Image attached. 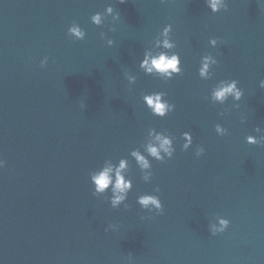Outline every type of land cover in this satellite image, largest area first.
<instances>
[{
	"label": "water",
	"instance_id": "obj_1",
	"mask_svg": "<svg viewBox=\"0 0 264 264\" xmlns=\"http://www.w3.org/2000/svg\"><path fill=\"white\" fill-rule=\"evenodd\" d=\"M226 2L213 14L204 0H0V264H129V253L131 264H264V144L244 142L264 129V2ZM108 4L119 21L91 24ZM73 22L83 40L67 35ZM166 24L182 74L163 81L138 63ZM205 54L217 64L201 80ZM221 79L238 81L239 108L206 99ZM156 91L174 105L163 118L141 100ZM217 123L227 135H216ZM149 128L173 136L176 151L151 161L145 183L128 153ZM184 131L193 137L187 151ZM120 158L133 186L128 207L113 209L88 177ZM145 193L158 195L161 214L136 204ZM216 216L229 226L212 236ZM109 224L116 228L105 232Z\"/></svg>",
	"mask_w": 264,
	"mask_h": 264
},
{
	"label": "clouds",
	"instance_id": "obj_2",
	"mask_svg": "<svg viewBox=\"0 0 264 264\" xmlns=\"http://www.w3.org/2000/svg\"><path fill=\"white\" fill-rule=\"evenodd\" d=\"M117 3L123 4L125 0H116ZM163 2V0H161ZM264 2V0H262ZM208 10L215 14L221 10H227L226 0H204ZM110 16L113 23L118 22L120 14L114 11L111 4L105 6L103 12H96L89 18L90 23L95 26H102L106 17ZM109 31H114V27H109ZM172 26L164 25L151 43V47L144 49L142 58L139 60L138 68L146 76H153L163 81L173 79L175 76L182 74L180 56L172 51L176 44L171 39L170 33ZM67 35L74 40H83L85 31L75 22L67 28ZM100 39L105 40V33H100ZM114 41L106 40V45L111 47ZM218 44V38H210L208 45L215 48ZM48 62V57H43L40 60V66L44 67ZM217 64V59L211 54H205L200 57L199 66L197 68L198 76L201 80H208L212 77L211 67ZM128 84H134L136 77L124 73ZM259 87L264 89V79L259 81ZM244 95L243 90L238 87V81L235 79H221L211 88L208 99L213 104L224 105L229 98L233 101L232 107L239 108V101ZM165 93L161 91L150 92L141 95V100L144 106L150 111L151 115L163 118L174 110V105L164 99ZM81 108L85 105L80 104ZM218 115L223 116L221 112ZM243 122V121H242ZM214 131L217 136H225L228 130L221 124L214 125ZM258 135H247L244 137V142L249 145L264 144V129L257 126L253 129ZM174 137L165 131H157L154 128L147 129L143 142L138 148L132 149L128 155L135 162L136 167L140 172V178L149 183L152 180V163L151 161L164 162L172 159L176 149L174 147ZM180 139L183 143L180 145L182 151H187L193 143V137L190 132L184 131L180 134ZM204 153V148L197 145L194 154L196 157ZM5 166V161L0 159V168ZM129 160L120 158L113 162L111 159H105L103 163L95 170L89 172V183L92 186L93 196H105L111 208L116 209L121 205L125 208L128 205L125 201L128 198L129 192L132 190V179L128 176ZM160 191L159 186L153 188V193ZM136 204L143 210L149 213L161 214L163 211L162 203L155 194H139L136 197ZM143 219V217H141ZM229 226V220L220 216H216L214 222H208V231L212 236L218 233H223ZM116 225L109 224L105 227V232L115 230ZM128 262L131 264L132 254H128Z\"/></svg>",
	"mask_w": 264,
	"mask_h": 264
}]
</instances>
